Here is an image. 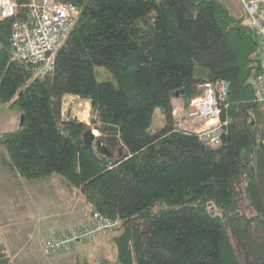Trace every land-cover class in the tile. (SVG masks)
<instances>
[{
	"label": "trees",
	"instance_id": "1",
	"mask_svg": "<svg viewBox=\"0 0 264 264\" xmlns=\"http://www.w3.org/2000/svg\"><path fill=\"white\" fill-rule=\"evenodd\" d=\"M65 1L79 13L44 76L14 54L12 19H0V103L24 114L0 136L10 167L29 180L57 174L91 216L118 221L115 260L98 264H264L262 65L248 17L223 0ZM219 78L228 124L215 147L179 125L173 99L187 107ZM66 95L90 101V123L63 117ZM0 264H13L2 244Z\"/></svg>",
	"mask_w": 264,
	"mask_h": 264
},
{
	"label": "rangeland",
	"instance_id": "2",
	"mask_svg": "<svg viewBox=\"0 0 264 264\" xmlns=\"http://www.w3.org/2000/svg\"><path fill=\"white\" fill-rule=\"evenodd\" d=\"M224 1L229 7L241 6V0ZM97 70L99 80L114 79L104 67H97ZM174 104L173 114L179 124L191 127L197 120L195 114L181 120L184 116L182 110L191 111V103L185 107L183 99L175 98ZM63 117H77L90 123V101L74 95L65 97ZM160 123L162 109L157 108L152 128ZM19 127L20 113L8 103H0V136ZM95 133L99 135V132ZM86 202L78 188H69L57 174L31 180L21 177L10 167L6 150L0 145V241L3 242L0 244L4 245L14 264H69L76 258L84 257L94 264L104 258L115 260V248L111 242L114 231L75 238L56 250L47 247L49 238L57 237L70 228L87 227L92 216ZM65 217L69 221L63 219ZM58 219L63 225L51 228ZM71 219H77L75 224ZM92 235L94 238H90Z\"/></svg>",
	"mask_w": 264,
	"mask_h": 264
},
{
	"label": "built area",
	"instance_id": "3",
	"mask_svg": "<svg viewBox=\"0 0 264 264\" xmlns=\"http://www.w3.org/2000/svg\"><path fill=\"white\" fill-rule=\"evenodd\" d=\"M242 3L258 36L262 72L257 77L256 100L264 101V0H242ZM78 13L77 5L65 0H27L25 3L0 0V19H12L10 43L14 54L33 65L37 74L42 76L54 70L56 52L74 28ZM201 87L202 95L192 99L191 111L182 110L184 116L181 120L195 114L197 120L188 129L196 132L203 142L220 146L228 124L223 120V111L229 105V81L219 78L206 81ZM117 224V220L95 212L87 227L65 230L59 236L49 238L47 247L56 250L75 238L112 231Z\"/></svg>",
	"mask_w": 264,
	"mask_h": 264
},
{
	"label": "crops",
	"instance_id": "4",
	"mask_svg": "<svg viewBox=\"0 0 264 264\" xmlns=\"http://www.w3.org/2000/svg\"><path fill=\"white\" fill-rule=\"evenodd\" d=\"M224 1V0H223ZM225 2V4L229 7V5L227 4V1H224ZM232 7V8H231ZM231 7H229V9L231 10V12L232 13H234L235 15H237V16H239V17H241V16H245L246 14H245V10H244V6H243V3H242V0H241V6H239V7H235V6H231ZM67 96H72V95H66L65 97H67ZM75 96V95H74ZM173 103H174V99H173ZM175 105V104H174ZM87 204H86V206L87 205H89V202H86ZM89 209V208H88ZM63 219H65V220H67V221H69V219L67 218V217H65V218H63ZM74 221H77V219H71V222H74ZM62 222H60L59 221V219H58V222H56V224L55 223H53V225H51V223H49V225H51L50 227L51 228H53V227H55L56 225L57 226H60V225H63V224H61ZM88 223H89V221H88ZM87 223V224H88ZM68 224L70 225L71 223L70 222H68ZM74 224H75V222H74ZM71 226V225H70ZM69 226V227H70ZM105 232H111V231H105ZM115 232V231H114ZM100 233H103V231L102 232H100ZM99 233V235H101ZM98 234V233H97ZM96 234V235H97ZM90 238H94V236L92 235ZM1 242V241H0ZM1 243H3V242H1ZM4 246V245H3ZM5 252H6V250H5ZM7 254H8V252H6ZM8 256L10 257V254H8ZM77 257V256H76ZM105 259V258H104ZM76 260V259H75ZM75 260H73V261H75ZM10 261L14 264V262H13V259L11 258L10 259ZM72 261V262H73Z\"/></svg>",
	"mask_w": 264,
	"mask_h": 264
},
{
	"label": "water",
	"instance_id": "5",
	"mask_svg": "<svg viewBox=\"0 0 264 264\" xmlns=\"http://www.w3.org/2000/svg\"><path fill=\"white\" fill-rule=\"evenodd\" d=\"M24 123V114L21 115V118H20V125H23ZM96 133L94 130H88L86 132V135H85V141L87 143V145L90 147V148H93V142L96 138Z\"/></svg>",
	"mask_w": 264,
	"mask_h": 264
},
{
	"label": "bare ground",
	"instance_id": "6",
	"mask_svg": "<svg viewBox=\"0 0 264 264\" xmlns=\"http://www.w3.org/2000/svg\"><path fill=\"white\" fill-rule=\"evenodd\" d=\"M95 132H98L97 130H95Z\"/></svg>",
	"mask_w": 264,
	"mask_h": 264
}]
</instances>
